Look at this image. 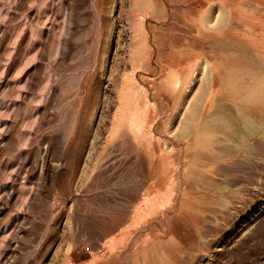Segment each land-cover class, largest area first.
I'll return each mask as SVG.
<instances>
[{
    "label": "rangeland",
    "instance_id": "rangeland-1",
    "mask_svg": "<svg viewBox=\"0 0 264 264\" xmlns=\"http://www.w3.org/2000/svg\"><path fill=\"white\" fill-rule=\"evenodd\" d=\"M0 264H264V0H0Z\"/></svg>",
    "mask_w": 264,
    "mask_h": 264
}]
</instances>
